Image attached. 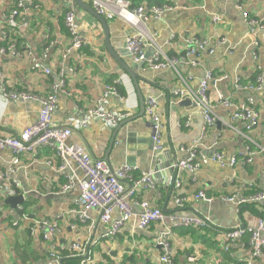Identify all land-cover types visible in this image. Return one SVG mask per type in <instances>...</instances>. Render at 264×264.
<instances>
[{
	"label": "crops",
	"instance_id": "0c3cea01",
	"mask_svg": "<svg viewBox=\"0 0 264 264\" xmlns=\"http://www.w3.org/2000/svg\"><path fill=\"white\" fill-rule=\"evenodd\" d=\"M18 1L0 0V46L6 42L3 39L5 31L8 37L22 43L18 46L20 49L27 47L33 57L48 67L51 75L32 70L30 58L25 53L19 56L0 54V83L7 89L44 95L52 91L53 81L62 79L64 86L56 92L55 125L85 119L88 111L96 106L105 86L114 80L120 81L118 93L109 94L103 101V107L124 115L118 123L139 113V96L133 81L109 53L103 25L94 14L63 0H30L19 9L16 27L10 28L6 19ZM131 1L133 6L165 2L178 5L158 18L150 16L145 21L147 31L168 55L181 52L185 39L189 37L208 43L206 49L199 51L195 66L178 63L175 68L153 70L143 62L135 61L125 47L126 39L136 29L119 18H105L111 48L140 75V93L144 101L147 97L156 99L157 112L163 123L161 147L154 151L150 118L145 108L143 116L133 122L137 138L145 142L137 144L136 148L142 147L143 152L136 156V164L139 171L155 172L156 188L140 190L130 198L132 210L139 213L141 209L134 202L146 199L163 209L166 217L163 222L151 223L134 231L131 223H127L113 237L106 236L109 225L99 220L98 211L91 210L86 223L77 221L75 200L79 189L74 186L62 190L70 175L76 174L74 165L61 169L53 149L41 146L32 154L20 155L13 177L19 182L17 195L24 196L20 204L23 212L57 222L58 231L51 240L32 233V220H20L17 206L12 208L6 204L4 199L8 195L1 192L0 264H48L51 242L55 243L61 260L62 252L67 251L68 257L78 258V264L84 259L85 264H159L160 248L156 238L162 229L170 231L173 264H264V250L260 256L249 259L248 236L240 238L225 251L222 248L225 237L218 231L236 225L248 229L256 225L259 217L264 218V201L237 207L219 198L231 194L240 183L247 187L241 194L264 191V151H259L256 146H264V87L261 90L235 87L237 82L243 85L253 82L258 71L264 73V35L251 32L243 17V11H247L250 17L264 19V0H243L242 9L233 1L224 0ZM85 2L92 8L90 0ZM69 9L74 12L78 33L86 42L80 49L67 51L71 39L64 17ZM145 52L146 56H151L154 48L148 46ZM208 70L212 73L208 95L213 102L216 122L205 126L203 116L197 107L192 106L191 99L177 97L173 91L184 87L179 77L186 80L188 87L196 89ZM219 95L237 103L251 99V106L259 115L258 124L247 131L243 121L231 118L232 109L221 104ZM39 108L38 100H5L0 90V135L21 131L35 123ZM88 118L87 125L72 129L69 143L83 145L110 167L122 165L128 154L135 153L130 149L133 146L125 145L124 130L117 132L109 148L113 128L118 123L113 126L97 116ZM251 139L254 142L249 141ZM193 140H198L200 149L206 154L220 152L226 160L251 155L252 160L223 166L209 162L195 173L178 168L174 174L181 186L167 187L164 183L170 174L165 161L170 157L173 163L175 159L186 158L187 153L181 148L188 147ZM107 151L108 160H105ZM11 155L8 149H0V173L10 164ZM157 163L162 164L155 171L153 167ZM125 185L128 187V183ZM199 190L214 199L211 202L195 200L193 195ZM182 195L186 198L185 204L178 207L175 199ZM193 213L209 218L213 226L199 229L180 226L175 225L171 218ZM119 217L120 212L114 211L112 220ZM13 220L18 221L17 226H12ZM72 223L75 228L70 226ZM90 239L96 243L91 247L88 258L70 256L72 242L84 243Z\"/></svg>",
	"mask_w": 264,
	"mask_h": 264
},
{
	"label": "built area",
	"instance_id": "2783aa9c",
	"mask_svg": "<svg viewBox=\"0 0 264 264\" xmlns=\"http://www.w3.org/2000/svg\"><path fill=\"white\" fill-rule=\"evenodd\" d=\"M66 4L72 5L73 0H63ZM233 1L239 9H242L243 0H224ZM30 0H19L15 7L11 8L6 19V25L10 28H15L17 25L16 17L19 14V9ZM92 8L99 14L106 16L108 19L119 18L129 23L136 29V32L129 36L125 41V47L131 57L137 62L143 64L149 69H162L167 67L175 68L178 63H184L189 66L198 64L199 51L207 48V41L196 37L186 38L183 44V49L177 55L170 56L161 46H158L154 37L147 31L145 21L150 17H160L164 12L178 7V5L170 3H161L159 6L148 4L133 6L131 0H90ZM243 17L251 32H260L264 35V19H256L250 17L247 11H243ZM65 25L70 34L71 49H80L85 45V40L81 37L77 30L74 12L69 9L64 17ZM3 39L6 41L0 46V54L19 56L25 53L30 58L31 69L42 71L45 75H51V70L44 66L38 58L32 56L31 51L25 47L20 49L14 38L8 37L3 31ZM152 46L154 52L151 56H146V48ZM211 51V49L209 50ZM46 56V55H44ZM184 84L183 88H178L173 91L177 97H188L195 102L200 114L203 116L204 125H213L216 122V117L213 112V102L208 95V85L212 79L210 70L206 71L204 76L199 81V86L196 89L188 87L186 80L179 77ZM119 80H114L112 84L105 86L103 93L97 100L94 108L88 111V116L81 120L70 122L67 125H55L53 113L57 105L56 92L64 86L62 79H56L52 83V91L44 95H37L27 91L17 89H7L1 82L0 90L2 97L5 100H38L40 108L38 111L37 121L21 131L0 135V149H8L11 152V160L8 167L0 173V193L14 196L18 194L19 182L13 177L15 165L20 162L21 154H32L41 146H50L53 149L54 155L59 159L61 169L66 167L71 168L74 165L76 174L70 175L69 179L62 185V190H67L70 187L77 186L79 195L75 200L77 205V221L86 223L89 219L91 210L98 211L100 221L108 224L109 229L106 236L113 237L127 224L131 223L133 231L136 229H144L151 223L163 222L166 215L163 209L152 206L146 199L135 201L140 207L139 213H134L132 210L131 199L140 190H149L156 188V178L154 172L139 171L137 164L123 163L118 167H110L106 161L94 157L83 145L77 143H69L68 137L72 133L74 127L85 126L88 124V117L97 116L106 120L111 125H116L124 116L120 113L106 110L103 107V101L109 94H116ZM237 89L261 90L264 87V73L258 71L254 77V81L248 84L236 83ZM219 101L225 107L232 109L231 118L244 122L247 131L255 127L259 120V115L251 106L252 101L234 102L228 97L219 95ZM146 115L150 118L151 123V140L154 151L160 149L161 131L163 123L161 116L157 112V101L154 97H147L144 101ZM242 137L245 135L240 134ZM249 141H252L249 140ZM254 142V141H252ZM198 140H193L188 147H182L181 150L187 153V157L180 159L173 164L177 169H186L191 173L197 172L202 165L209 162H215L219 165L230 164L237 162L246 163L252 160V156L247 158L236 159L234 157L226 160L222 153L214 152L206 154L200 149ZM259 151H264V146L256 144ZM249 148V147H248ZM252 154V152L250 153ZM50 162V161H48ZM137 172V174H136ZM168 180L164 183L167 187H180L181 182L176 175H169ZM125 183H128L126 187ZM246 185L240 183L232 193L223 198L226 202H231L236 205L243 203L264 201V191H254L251 193L241 194L245 190ZM194 196L210 201L211 198H206L202 190L197 191ZM185 198H176V205L180 207ZM20 212V220H32L30 226L31 232L38 233L44 240H51L58 231V223L46 217L30 216V214L22 211V206L17 205ZM114 211L120 212L118 219L112 220ZM171 218L175 225L184 223L192 228H205L213 226L209 218L197 213L191 215H173ZM18 221L13 220L12 226H17ZM89 225L93 226L89 221ZM75 228L74 223L70 224ZM225 237L226 242L222 248L228 251L242 237L248 236V245L251 248L249 259H255L260 256L264 250V220L260 219L253 227L246 229V226L236 225L228 229L218 230ZM170 231L162 229L156 238V244L160 248L159 264H173V247L169 237ZM96 241L90 239L84 243L72 242L69 246L70 256L86 257L90 254V249L95 245ZM86 259L82 260L81 264H85ZM48 264H61V256L56 252L55 243L51 242L50 262ZM234 264H241L236 262ZM244 264H250L246 262Z\"/></svg>",
	"mask_w": 264,
	"mask_h": 264
},
{
	"label": "water",
	"instance_id": "95a60500",
	"mask_svg": "<svg viewBox=\"0 0 264 264\" xmlns=\"http://www.w3.org/2000/svg\"><path fill=\"white\" fill-rule=\"evenodd\" d=\"M75 4H77L79 7L91 12L92 14H94L102 23L103 28H104V33H105V45L109 51V53L113 56V58L118 62V64L120 65V67L123 69V71H125L130 78L133 81V84L136 88V91L138 93L139 96V102H140V111L139 113H137L136 115L130 116L128 118H126L125 120L121 121L120 123H118L116 126H114L113 128V132H112V137H111V141H110V147H112V144L115 140L116 134L118 131L121 130V132L124 130V142L125 145L127 146H133L130 147L131 150H135V153H131L128 154L126 156V162L127 163H131V164H136V156L140 155L143 152V148H136L139 143H145L143 142L141 139L142 138H137V131L135 130V126L133 125V122L137 119L143 116L144 114V98L142 97L140 90H139V86H138V79L140 78V75H138V73L134 70V68L129 65L128 63H126L123 59H120L119 56L117 55V53L111 48L110 42H109V35H108V28L106 26V22L105 19L96 14L94 12V10L88 5L87 2H85V0H73ZM189 99L188 97H182V99ZM190 100V99H189ZM191 104L193 107H196V104L194 101H191ZM138 139V140H137ZM160 150V149H158ZM158 153V152H157ZM105 160H108V151L106 152L105 155ZM178 160H174L173 163V159L170 157L169 160L165 161L164 165H166L167 169L169 170V174L174 175V171L177 170L176 166H173V164L177 163ZM162 163H157L153 169L155 171L159 170V166ZM158 165V166H157ZM155 173V172H154ZM160 175V173H158ZM169 177H166V181L168 180ZM24 200V196L22 194L16 195V196H7L4 199V202L6 204H9L12 208L16 207L17 205H20Z\"/></svg>",
	"mask_w": 264,
	"mask_h": 264
},
{
	"label": "bare ground",
	"instance_id": "6f19581e",
	"mask_svg": "<svg viewBox=\"0 0 264 264\" xmlns=\"http://www.w3.org/2000/svg\"><path fill=\"white\" fill-rule=\"evenodd\" d=\"M153 6H159V5H153ZM93 10H94V12L96 13V14H98V15H100V16H102L104 19L106 18V16H103V15H101V14H99L94 8H92ZM106 19H108V18H106ZM122 20V19H121ZM124 21V20H123ZM40 72H42V71H40ZM178 188V187H177ZM203 193H204V196L206 197V198H211V200L210 201H206V200H204L203 198H196L194 195H193V198L195 199V200H202V201H206V202H211L213 199H214V197L213 196H207L206 194H205V192L203 191ZM230 194H228V195H221L219 198L222 200V201H224L223 200V198H225V197H227V196H229ZM177 198H185L183 195L182 196H179V197H177ZM185 200H186V198L182 201V205L181 206H183L184 204H185ZM148 201V200H147ZM152 206H154L150 201H148ZM259 202H261V201H256V202H249V203H243V204H240V205H236V204H234V203H232V204H234V205H236L237 207H239V206H244V205H247V204H250V203H259ZM175 203H176V201H175ZM228 203H231V202H228ZM180 206V207H181ZM154 207H156V206H154ZM157 208H159V207H157ZM161 209V208H160ZM260 219H262V220H264V218H262V217H259L258 218V220H257V222L260 220ZM99 220H100V214H99ZM257 224V223H256ZM180 226H187V225H185L184 223H182V224H179ZM189 226V225H188ZM247 229V228H246Z\"/></svg>",
	"mask_w": 264,
	"mask_h": 264
},
{
	"label": "trees",
	"instance_id": "16d2710c",
	"mask_svg": "<svg viewBox=\"0 0 264 264\" xmlns=\"http://www.w3.org/2000/svg\"><path fill=\"white\" fill-rule=\"evenodd\" d=\"M149 5H159V4H149ZM251 204H254V203H250V204H247V205H244V206H248V205H251ZM23 211V210H22ZM78 258H71V257H68L67 255V251H63L62 252V263L63 264H78ZM74 261H77L74 262ZM242 264V263H241Z\"/></svg>",
	"mask_w": 264,
	"mask_h": 264
}]
</instances>
